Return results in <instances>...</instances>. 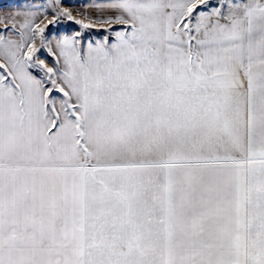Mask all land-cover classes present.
Listing matches in <instances>:
<instances>
[{"label": "snow or ice", "instance_id": "obj_1", "mask_svg": "<svg viewBox=\"0 0 264 264\" xmlns=\"http://www.w3.org/2000/svg\"><path fill=\"white\" fill-rule=\"evenodd\" d=\"M0 264H264V0H3Z\"/></svg>", "mask_w": 264, "mask_h": 264}, {"label": "rangeland", "instance_id": "obj_2", "mask_svg": "<svg viewBox=\"0 0 264 264\" xmlns=\"http://www.w3.org/2000/svg\"><path fill=\"white\" fill-rule=\"evenodd\" d=\"M3 2V0H0V3H2Z\"/></svg>", "mask_w": 264, "mask_h": 264}]
</instances>
